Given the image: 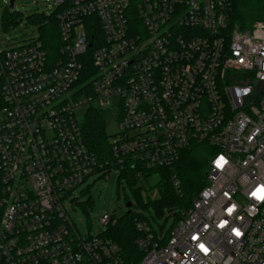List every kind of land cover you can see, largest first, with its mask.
Wrapping results in <instances>:
<instances>
[{
	"label": "built area",
	"instance_id": "obj_1",
	"mask_svg": "<svg viewBox=\"0 0 264 264\" xmlns=\"http://www.w3.org/2000/svg\"><path fill=\"white\" fill-rule=\"evenodd\" d=\"M14 4L5 14L19 15ZM47 8L37 25L56 19V59L39 32L0 45V264H128L105 234L118 219L101 213L102 230L83 236L65 201L113 172L146 196L168 170L179 191L175 165L189 148L206 151V184L168 232L136 221V264H264V20L230 29L229 0ZM114 106L101 161L77 111Z\"/></svg>",
	"mask_w": 264,
	"mask_h": 264
},
{
	"label": "trees",
	"instance_id": "obj_2",
	"mask_svg": "<svg viewBox=\"0 0 264 264\" xmlns=\"http://www.w3.org/2000/svg\"><path fill=\"white\" fill-rule=\"evenodd\" d=\"M229 28L247 29L256 21L264 20V0H229ZM17 15L5 14L3 24L8 26L13 17ZM43 17H31V22L42 23ZM48 23H43L38 30L39 38L45 45L52 59L58 56L59 38L57 34L56 19L49 18ZM83 140L87 148L94 153L101 161L111 158V150L106 134V124L103 114L99 110L90 109L86 112L83 123L81 124ZM206 151L189 148L182 152L181 157L175 165V172L179 182L177 191L169 177L168 170H162L163 179L156 185L161 194V198L151 203L148 195L146 202L139 189L134 190L135 198L139 207L148 211V206L153 204L157 209L167 206L169 212L176 214L173 224L179 219V211L187 209L191 205L193 197L206 184ZM135 184L132 179L130 186ZM161 210V209H160ZM137 220H148V218L137 215L133 211H128L122 218L118 219L113 225L108 226L105 234L119 246L123 258L128 264H136L143 256L135 246V241L142 236L136 229ZM172 227V226H171Z\"/></svg>",
	"mask_w": 264,
	"mask_h": 264
},
{
	"label": "rangeland",
	"instance_id": "obj_3",
	"mask_svg": "<svg viewBox=\"0 0 264 264\" xmlns=\"http://www.w3.org/2000/svg\"><path fill=\"white\" fill-rule=\"evenodd\" d=\"M7 1L0 0V45L3 40L8 44L20 45L31 38L37 37L39 26L37 23L27 24L26 20L31 19V17H43V14L49 15L51 12H48L47 3L50 0H15L13 11L19 15L13 17L12 23H16V27H13V25L9 27L3 24ZM12 13L10 12V14ZM19 16H21L20 19ZM84 118V110L77 111V119L81 124ZM103 119L106 124L107 138L109 139L117 130V107L114 106L111 111H104ZM99 177L96 175L82 183L75 190L73 197L65 201L72 222L83 236H86L88 232L94 235L99 230H102L99 222L101 213H107L120 219L129 210L148 218L151 226L158 234L170 230L174 217L168 216L169 208L167 206H163L160 210L150 204L148 211L143 210L139 207L134 195V189L138 187L137 185H132L130 188L126 184V178L117 172L111 173L106 179H98ZM94 181L96 182L94 183ZM156 181L157 177L154 176L147 185L151 187ZM147 195L151 203L161 198V194L156 188L150 190ZM145 198L146 196L144 195V202H146ZM70 199H77L72 203V206H68ZM127 203L131 204L129 208L126 207Z\"/></svg>",
	"mask_w": 264,
	"mask_h": 264
},
{
	"label": "water",
	"instance_id": "obj_4",
	"mask_svg": "<svg viewBox=\"0 0 264 264\" xmlns=\"http://www.w3.org/2000/svg\"><path fill=\"white\" fill-rule=\"evenodd\" d=\"M13 1H10V6H12ZM131 206L130 203H127L126 207L129 208Z\"/></svg>",
	"mask_w": 264,
	"mask_h": 264
},
{
	"label": "clouds",
	"instance_id": "obj_5",
	"mask_svg": "<svg viewBox=\"0 0 264 264\" xmlns=\"http://www.w3.org/2000/svg\"><path fill=\"white\" fill-rule=\"evenodd\" d=\"M237 235H240V233H237Z\"/></svg>",
	"mask_w": 264,
	"mask_h": 264
}]
</instances>
